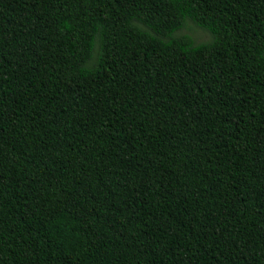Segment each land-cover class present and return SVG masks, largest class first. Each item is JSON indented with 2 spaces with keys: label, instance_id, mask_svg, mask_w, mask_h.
<instances>
[{
  "label": "trees",
  "instance_id": "16d2710c",
  "mask_svg": "<svg viewBox=\"0 0 264 264\" xmlns=\"http://www.w3.org/2000/svg\"><path fill=\"white\" fill-rule=\"evenodd\" d=\"M0 264H264V0H0Z\"/></svg>",
  "mask_w": 264,
  "mask_h": 264
},
{
  "label": "rangeland",
  "instance_id": "374dc122",
  "mask_svg": "<svg viewBox=\"0 0 264 264\" xmlns=\"http://www.w3.org/2000/svg\"><path fill=\"white\" fill-rule=\"evenodd\" d=\"M181 30L182 31H180L179 34L189 36L195 45L209 42L212 39L209 32L197 26L195 23L191 21H187Z\"/></svg>",
  "mask_w": 264,
  "mask_h": 264
}]
</instances>
